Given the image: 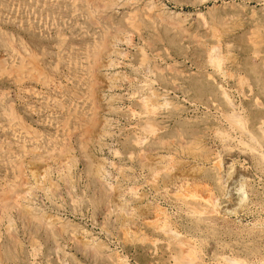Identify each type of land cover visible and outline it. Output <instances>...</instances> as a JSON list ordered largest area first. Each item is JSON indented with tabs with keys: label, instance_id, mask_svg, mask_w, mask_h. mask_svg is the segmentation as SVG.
<instances>
[{
	"label": "rangeland",
	"instance_id": "rangeland-1",
	"mask_svg": "<svg viewBox=\"0 0 264 264\" xmlns=\"http://www.w3.org/2000/svg\"><path fill=\"white\" fill-rule=\"evenodd\" d=\"M233 105L264 136V0H0V264H264Z\"/></svg>",
	"mask_w": 264,
	"mask_h": 264
},
{
	"label": "bare ground",
	"instance_id": "bare-ground-1",
	"mask_svg": "<svg viewBox=\"0 0 264 264\" xmlns=\"http://www.w3.org/2000/svg\"><path fill=\"white\" fill-rule=\"evenodd\" d=\"M150 73V72H149ZM225 74V72L222 71V75ZM227 75V74H226ZM229 75H227L228 77ZM226 77V76H225ZM232 77V76H231ZM231 79V78H230ZM237 92V91H236ZM241 93V92H240ZM244 97V96H243ZM245 98V97H244ZM257 99H255L256 101ZM143 101V100H142ZM145 101V100H144ZM141 102V101H140ZM142 103V102H141ZM150 103V102H149ZM147 105V104H146ZM149 107V106H148ZM254 107V106H253ZM242 108V107H241ZM219 109V107H218ZM232 109L234 110V105L232 107ZM239 110V109H238ZM237 110V111H238ZM148 111V110H147ZM236 110L230 112V113H221L224 118H225V123L227 122L229 129L233 132L232 134L234 135V139L233 137L231 139L237 141L238 143H240L243 147V149H241V153L244 157L248 158L250 155H257L260 159L264 160V136L261 135V138L256 137L255 133L253 132L252 128L253 127H245L244 125H242L241 119L238 115L239 114L238 111ZM149 112V111H148ZM147 112V113H148ZM218 112V111H217ZM241 112V111H240ZM252 115H256L254 113V110H251ZM152 115V114H151ZM222 117V118H223ZM223 118V119H224ZM146 122V121H145ZM248 122V121H247ZM245 124V123H244ZM258 125V124H257ZM256 126V125H255ZM256 128V127H254ZM257 130L264 135V120L260 121L259 126L257 127ZM256 132V131H255ZM231 133V132H230ZM245 139H249L250 141L254 142L256 144L255 146L252 145H248L246 146L244 140ZM227 142V141H225ZM251 142V143H252ZM236 144V143H235ZM237 150V149H236ZM240 151V150H239ZM186 194V193H185ZM210 195V194H209ZM212 195V194H211ZM179 196V195H178ZM181 196V195H180ZM214 196V194H213ZM211 197V196H209ZM215 200V198H214ZM218 201V199H217ZM182 202L187 205L192 213H194L195 215H199L202 218H211L213 216H218V211L216 210V208H218V206H215L214 201L212 200V198H204L202 196H198V195H194V194H186L185 196H183ZM225 206V205H224ZM221 208V207H220ZM223 211V210H222ZM254 213V212H253ZM160 215V214H159ZM190 215V214H189ZM156 220V219H155ZM157 222V220L155 221ZM204 223V222H203ZM260 223V222H259ZM257 223V224H259ZM157 228L159 230H164L165 234H167L166 231H169L168 229L166 230V226H165V220L164 219H160L157 223ZM157 231V230H156ZM163 232V231H162ZM164 233V232H163ZM175 234V232H173ZM174 234H169L172 238ZM168 235V236H169ZM176 235V234H175ZM167 236V237H168ZM169 238V239H170ZM176 240H174L173 244H174V248H175V256H174V262L176 264H201V257L199 258L198 255L196 254V252L194 251V245L193 242L189 241H183L180 240L179 238L175 237ZM189 239V238H187ZM171 240V239H170ZM197 241V240H196ZM195 242V241H194ZM172 243V242H170ZM168 246V245H167ZM173 246V245H170ZM200 251V250H199ZM222 257V256H221ZM228 259V258H227ZM227 259H221L222 261H226ZM235 260V259H234ZM242 260V259H241ZM245 260V259H244ZM219 262V261H218ZM251 262V261H250ZM224 263V262H223ZM231 263V262H230ZM249 263V262H247ZM263 263V262H261Z\"/></svg>",
	"mask_w": 264,
	"mask_h": 264
}]
</instances>
